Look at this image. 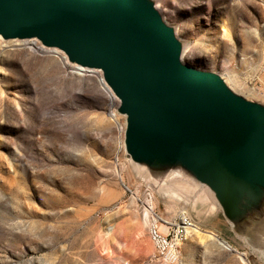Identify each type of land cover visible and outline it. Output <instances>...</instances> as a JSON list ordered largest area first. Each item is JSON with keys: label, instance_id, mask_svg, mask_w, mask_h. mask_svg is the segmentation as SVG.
<instances>
[{"label": "rangeland", "instance_id": "obj_1", "mask_svg": "<svg viewBox=\"0 0 264 264\" xmlns=\"http://www.w3.org/2000/svg\"><path fill=\"white\" fill-rule=\"evenodd\" d=\"M151 1L186 45V64L264 105V0ZM27 41L0 37V264H157L138 215L147 199L200 228L184 223L177 264H242L238 252L264 264V199L232 222L181 167L132 162L120 152L125 117L110 114L98 74L77 75L58 49ZM201 229L237 252L198 242Z\"/></svg>", "mask_w": 264, "mask_h": 264}, {"label": "water", "instance_id": "obj_2", "mask_svg": "<svg viewBox=\"0 0 264 264\" xmlns=\"http://www.w3.org/2000/svg\"><path fill=\"white\" fill-rule=\"evenodd\" d=\"M0 37L36 39L99 69L125 117L132 162L181 167L232 222L264 199V105L183 63L151 0H0Z\"/></svg>", "mask_w": 264, "mask_h": 264}, {"label": "built area", "instance_id": "obj_3", "mask_svg": "<svg viewBox=\"0 0 264 264\" xmlns=\"http://www.w3.org/2000/svg\"><path fill=\"white\" fill-rule=\"evenodd\" d=\"M259 73L264 77V58ZM113 112L115 113V109H113ZM147 196L150 198L149 194ZM147 200L149 201V199ZM138 211L144 229L148 231L152 238V249L148 261L157 264H177L176 246L182 244L177 242V231L186 233L187 224L182 222V214L184 213L165 219L151 205V200L149 203L140 205ZM191 223H193L192 220Z\"/></svg>", "mask_w": 264, "mask_h": 264}, {"label": "bare ground", "instance_id": "obj_4", "mask_svg": "<svg viewBox=\"0 0 264 264\" xmlns=\"http://www.w3.org/2000/svg\"><path fill=\"white\" fill-rule=\"evenodd\" d=\"M155 8L158 10V6L156 7L155 6ZM158 12H159V10H158ZM160 13V12H159ZM160 15H161V13H160ZM162 16V15H161ZM164 20V19H163ZM166 23V22H165ZM174 33H175V35H176V37H177V39L180 41V39L178 38V36H177V34H176V32L174 31ZM7 40H10V41H14L15 39H7ZM18 40H23V39H18ZM28 40H31L30 42L29 41H27V43H33L32 45H33V47H41V49H43V48H46L45 46H42L40 43H38V42H36V40L35 39H28ZM181 42V41H180ZM20 43H22V42H20ZM26 43V42H25ZM34 44H36V45H34ZM181 44H182V50H181V56H180V59H181V61L183 62V63H185L184 61H183V59H182V54H183V52H184V48H186V45H183V43L181 42ZM27 49H29V51H33V53H37V51H35V49H31V47H29V45H27ZM44 50V49H43ZM51 51V50H50ZM187 51V50H186ZM52 52H55V53H58L61 57H60V60H61V63L63 64V66H64V64L66 65V64H69L70 62H68L67 61V59H66V57H65V55L61 52V51H58V50H56V51H54V49H53V51ZM188 52V51H187ZM43 54H45V53H43ZM47 55H49V53H47ZM63 59V60H62ZM70 65V64H69ZM72 67H74V69H75V73L77 74V75H82V72H84V71H87V72H90V70H91V72H96L97 74H98V76H99V80H100V82H99V84H100V86H101V90L107 95V97H108V99H109V104H110V106H111V108H112V111H110V114H115V113H113V109H117V107H118V103H119V101H118V99L116 98V96L111 92V90L109 89V87L106 85V83L104 82V80H103V78H102V73H101V71L99 70V69H86V68H84V67H81V66H78V65H73L72 64ZM74 71V70H73ZM222 78V77H221ZM223 80H224V82L226 83V85L232 90V91H234L235 93H237L236 92V90H234V89H236L231 83H230V81L228 82L226 79H224V78H222ZM103 85V87H102V85ZM108 91V93H107V91ZM111 95V97H110V95ZM238 94V93H237ZM112 99H113V101H112ZM114 116V115H113ZM123 116V115H122ZM124 117V116H123ZM118 124V123H117ZM120 126H121V132H122V138H121V135H120V142H121V146H120V148H121V151L120 152H124V145H123V135H124V130H125V122H122V124L121 125H119L118 124V130H120ZM174 173H176V175H178V174H181L182 173V171L181 170H177V171H175ZM145 203H149V201L148 200H146L145 201ZM145 203H142V204H145ZM138 215H139V217H140V214H139V211H138ZM185 215V216H184ZM141 220V219H140ZM182 221L185 223H190L192 226H194V227H196V228H198V229H200L199 227H197V226H195L194 225V223H191V219H190V217L189 216H187L186 214H182ZM142 222V221H141ZM143 224V223H142ZM188 232V230H187V227H186V233ZM185 232L184 231H177V238H179V237H181V235L183 236V234H184ZM185 233V234H186ZM147 235H148V238H149V240H150V242H151V244H152V238L150 237V234L148 233V231H147ZM194 235H195V238H196V240L198 241V242H201V243H208V242H210V241H212L214 244H216V246H218V247H220V248H225V249H231V250H233V251H235L228 243H226L225 241H223L222 239H220V238H216L214 235H212V231L210 232L209 230L207 231V230H203V229H201V230H196L195 231V233H194ZM217 236V235H216ZM235 252H237V251H235ZM238 253H240V254H242V256L244 257V253L243 252H238ZM240 258V261L242 262V264H247L246 263V261H245V259L244 258Z\"/></svg>", "mask_w": 264, "mask_h": 264}, {"label": "crops", "instance_id": "obj_5", "mask_svg": "<svg viewBox=\"0 0 264 264\" xmlns=\"http://www.w3.org/2000/svg\"><path fill=\"white\" fill-rule=\"evenodd\" d=\"M134 231L136 232V228H135V230H133V232H134ZM135 232H134V233H135ZM132 234H133V233H132Z\"/></svg>", "mask_w": 264, "mask_h": 264}]
</instances>
